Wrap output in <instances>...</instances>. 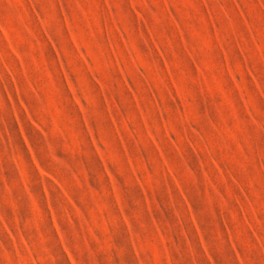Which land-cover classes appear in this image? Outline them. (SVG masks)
Segmentation results:
<instances>
[{
  "label": "rangeland",
  "instance_id": "374dc122",
  "mask_svg": "<svg viewBox=\"0 0 264 264\" xmlns=\"http://www.w3.org/2000/svg\"><path fill=\"white\" fill-rule=\"evenodd\" d=\"M0 264H264V0H0Z\"/></svg>",
  "mask_w": 264,
  "mask_h": 264
}]
</instances>
